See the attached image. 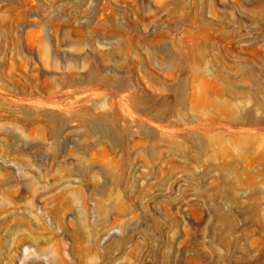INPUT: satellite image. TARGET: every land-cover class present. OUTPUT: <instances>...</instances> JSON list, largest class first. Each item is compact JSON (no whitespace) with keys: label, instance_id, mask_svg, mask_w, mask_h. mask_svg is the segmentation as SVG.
I'll return each instance as SVG.
<instances>
[{"label":"rangeland","instance_id":"1","mask_svg":"<svg viewBox=\"0 0 264 264\" xmlns=\"http://www.w3.org/2000/svg\"><path fill=\"white\" fill-rule=\"evenodd\" d=\"M0 264H264V0H0Z\"/></svg>","mask_w":264,"mask_h":264}]
</instances>
